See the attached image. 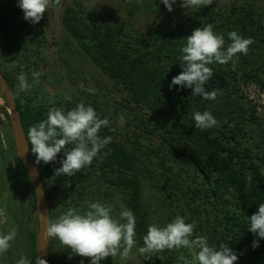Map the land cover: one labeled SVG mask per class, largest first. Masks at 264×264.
<instances>
[{"label": "trees", "instance_id": "obj_1", "mask_svg": "<svg viewBox=\"0 0 264 264\" xmlns=\"http://www.w3.org/2000/svg\"><path fill=\"white\" fill-rule=\"evenodd\" d=\"M17 5L18 0H0V37L9 40L6 49L11 50L13 46L21 53L17 67L8 71L1 62L0 69L14 93L27 141L28 129L45 120L52 107L68 111L80 103L90 104L80 99L58 101L50 107L21 103L24 95L17 91L16 77L26 68L31 51L28 42L32 37L30 32L28 37L23 33L26 20ZM177 14L159 24L148 36H142L135 29L112 22L101 9L86 0H70L62 9L63 30L110 81L109 92L119 97L116 106L110 105L108 110L122 112L126 124L134 131L121 134V131H112L110 126L102 128L99 135L110 136L112 142L90 166L71 177L53 179L55 169L62 166L60 161L65 158L63 152L53 163H35L51 202L50 221L69 208L83 211L86 197L92 195V190L107 187L103 193L109 196V191L118 189L126 196V207L136 218L135 246L138 250L143 246L148 227L154 224L143 208L141 179L157 182L155 171L163 170L162 191L169 189L171 197L180 198L182 170L176 171L170 165L164 167L165 159L172 156L190 165L197 175L192 180L194 185H187L185 192L190 197L188 208L192 216L201 214L199 207L203 203L206 205L204 235L210 246L218 248L221 243L227 244L238 255L237 264H264V239L248 231L247 219L264 203V127L255 121L239 94L243 84L264 88V0H227L191 10L181 8ZM207 24H212L216 34L224 36L225 46L230 43L228 33L231 31L254 41L247 55L238 54L235 68L232 62L209 65L214 74L205 90H221L214 101L203 100L200 96L194 98L189 88H169L173 77L182 71L180 49L186 44L184 39ZM38 25L41 29L48 28V12ZM0 97L5 102L1 91ZM90 106L104 119L99 105ZM197 111H210L219 126L197 129L193 116ZM5 115L8 120L6 112ZM247 136L254 140L252 145L258 152L253 153L243 142ZM11 147L21 193L15 214L16 246L24 258L36 264L37 222L31 223L36 209L34 191L13 141ZM28 147L35 161L31 145ZM3 168L0 149V172ZM249 173L251 182L247 179ZM54 239L48 250L49 264H81V260L91 264L89 258L77 260L65 249L58 251ZM254 240L259 242L255 249L252 247ZM138 260L139 264H176L178 257L175 250H165L151 257L142 256L138 251ZM7 261L18 264L10 250ZM100 264L118 263L105 259Z\"/></svg>", "mask_w": 264, "mask_h": 264}, {"label": "clouds", "instance_id": "obj_2", "mask_svg": "<svg viewBox=\"0 0 264 264\" xmlns=\"http://www.w3.org/2000/svg\"><path fill=\"white\" fill-rule=\"evenodd\" d=\"M177 0H161L169 12ZM61 0H18V7L24 13V19L32 25L39 24L53 5H60ZM213 0H181V7L186 9L207 7ZM186 41L180 56L181 73L173 77L170 90L174 86L189 88L192 96H200L203 100L214 101L221 90L211 92L205 90V85L212 79L214 71L209 65L218 63L226 65L232 62L235 68L238 54L247 55L251 38H244L236 31L228 33L230 43L225 46L223 35L213 31L212 24L196 28ZM23 67V66H21ZM41 73L33 72L35 83H39ZM18 91H30L32 84L27 75L21 71L16 77ZM83 91L94 92L92 88ZM65 99H71L65 97ZM195 127L207 130L219 126V121L210 111L195 112L193 114ZM121 124L124 117H119ZM109 126L107 118L101 119L91 106L77 104L73 109L65 111L52 107L45 120L33 125L27 132V143L31 145V152L35 155V163L39 165L53 163L57 155L63 152L65 158L60 161L61 167L55 169L54 177L74 176L83 168L90 166L99 157L102 150L112 142L110 136L99 135L102 128ZM71 147H67L70 146ZM249 182L252 176H247ZM113 209L100 202L87 204V210L81 212L76 208H69L60 215L55 222L48 221L44 229L46 239L55 238L61 246L70 249L73 255L89 258L91 264H100L108 257L127 258L136 245V218L129 209L119 213V219L111 215ZM248 231L264 239V203L259 204L258 211L250 218ZM6 212L0 209V223H6ZM195 223H186L185 219L177 215L175 219L163 227L152 224L143 237V246L138 248L142 256L151 257L165 250L187 249L191 259L186 264H237L238 255L227 244L221 243L218 248L210 246L203 236L193 238ZM15 232L7 235L0 234V254L8 251ZM253 249L259 247L258 240H254ZM122 249V251H121ZM71 258V257H69ZM183 259V257H181ZM18 264H32L27 258H21ZM36 264H47L45 260L37 258ZM81 264H84L81 260Z\"/></svg>", "mask_w": 264, "mask_h": 264}, {"label": "rangeland", "instance_id": "obj_3", "mask_svg": "<svg viewBox=\"0 0 264 264\" xmlns=\"http://www.w3.org/2000/svg\"><path fill=\"white\" fill-rule=\"evenodd\" d=\"M86 1L91 6L101 9L112 22L135 29L142 36H148L159 24H164L172 17L178 15L177 13L182 8L181 1L173 5L171 12L161 3V0ZM225 1L227 0H213V4L217 3L219 5V3ZM69 2L70 0H61L60 5H53L50 8V11H48V28L41 29L38 24L32 25L27 21L24 27H22L25 36L28 37V32H30L32 37V41L28 42L31 50L29 59L26 62V68L21 70L27 75V79L32 84V87L28 92L18 91L17 88V91L24 95L21 103L27 102L29 105L35 107H50L58 101L64 102L69 100L65 99V97H70V100L80 99L88 101L90 105L96 104L100 106V109H102V113H100L104 119L107 118L109 120V126L112 131H121V134L125 132L132 133L134 129L126 124L125 118L123 124L119 121L122 112L117 111V113H113L108 110L110 105L116 106L115 101L119 98L117 95L109 92L112 86L110 81L83 54L78 45L61 26V12ZM6 43L9 44V40L0 37V63L2 62L4 68L9 71V69H14L19 65L18 59H20L21 53L18 48L13 46L11 50L6 49ZM33 72L41 73L39 83L34 82ZM17 85L18 80L16 79V87ZM81 85L84 88L94 89V92L83 91ZM239 94L241 95L242 102L250 109L249 111L255 118V121L264 127V88L261 89L251 83L243 84L240 87ZM5 112L7 113V108L0 97V149L4 164V168L0 172V209L5 210L7 219L6 223H0V234L7 235L10 232H15V238L10 242L11 247L8 251L10 250L14 260L19 262L24 257L16 246L17 221L15 220V214L20 203L21 193L16 175L17 164L14 159V149L11 147L13 135ZM253 141L249 136L243 139V142L251 147L253 153H256L258 151L252 145ZM166 165L174 167L176 171L182 170L181 176H179V183H181L180 198L177 200L171 197L169 189L162 191L161 187L164 177L161 176V173L163 170L155 171L157 182H147L141 179L142 203L148 218L157 226H165L179 215L185 219L186 223L194 221L196 228L193 238L203 236L207 239L204 235L205 223L203 222L206 216L204 212L206 205L203 203L199 207L201 214L192 216L188 208V203H191L188 200L190 197L185 192L187 185H194L192 180L197 176L194 173V169L187 163L172 156L165 159L164 167ZM197 180L199 181L200 179L197 177ZM103 190L107 191L108 188L99 187L96 190H92L94 191L92 195L89 194V197H86L83 211L87 210L88 203L100 202L110 206L113 209L111 213L113 218L119 219V213L127 209L126 196L118 189L109 191L110 194L107 196L103 193ZM50 204L51 202H49V206ZM80 211L83 212L82 210ZM58 217V215L54 216L52 222H55ZM39 219L40 216L36 207L31 216V223L37 222L38 226ZM51 241L52 239H49V247H51ZM54 242L58 251L65 249L77 260L82 258L73 255L71 250L61 246L58 240L54 239ZM175 251L178 257L176 264H186V261L191 259V254L187 249L181 248ZM106 259L115 261L118 264H139L138 250L135 245L127 258H121L118 254L116 257H108ZM0 264H8L7 252L0 254Z\"/></svg>", "mask_w": 264, "mask_h": 264}, {"label": "water", "instance_id": "obj_4", "mask_svg": "<svg viewBox=\"0 0 264 264\" xmlns=\"http://www.w3.org/2000/svg\"><path fill=\"white\" fill-rule=\"evenodd\" d=\"M0 91L5 98L4 105L7 108L9 125L13 135L14 147L17 155L23 163L27 175L31 181L36 207L40 216L36 235V258L45 260L49 264V239L44 236L46 223L50 221L49 201L47 199L37 166L30 153L24 128L19 117L14 93L0 69Z\"/></svg>", "mask_w": 264, "mask_h": 264}]
</instances>
